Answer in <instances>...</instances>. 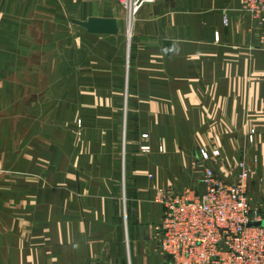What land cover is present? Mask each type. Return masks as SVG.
Returning a JSON list of instances; mask_svg holds the SVG:
<instances>
[{"label":"crops","instance_id":"crops-1","mask_svg":"<svg viewBox=\"0 0 264 264\" xmlns=\"http://www.w3.org/2000/svg\"><path fill=\"white\" fill-rule=\"evenodd\" d=\"M115 3L0 0V264H169L156 200L205 192L202 149L228 183L246 161L264 205V24L243 0H158L127 27ZM92 17L119 34L66 27Z\"/></svg>","mask_w":264,"mask_h":264},{"label":"built area","instance_id":"built-area-1","mask_svg":"<svg viewBox=\"0 0 264 264\" xmlns=\"http://www.w3.org/2000/svg\"><path fill=\"white\" fill-rule=\"evenodd\" d=\"M116 1L135 16L158 0ZM243 10L264 24V0H244ZM221 157L219 149H202L196 158L205 192L160 190L156 203L163 213L152 242L169 264H264V205L250 196L252 170L240 161L235 182H225L208 165L218 164Z\"/></svg>","mask_w":264,"mask_h":264},{"label":"water","instance_id":"water-1","mask_svg":"<svg viewBox=\"0 0 264 264\" xmlns=\"http://www.w3.org/2000/svg\"><path fill=\"white\" fill-rule=\"evenodd\" d=\"M70 22L93 35L116 36L119 34V25L116 19L92 17L86 21L70 19Z\"/></svg>","mask_w":264,"mask_h":264},{"label":"rangeland","instance_id":"rangeland-1","mask_svg":"<svg viewBox=\"0 0 264 264\" xmlns=\"http://www.w3.org/2000/svg\"><path fill=\"white\" fill-rule=\"evenodd\" d=\"M111 1H116V0H111ZM117 2V1H116ZM118 3V2H117ZM243 3H244V0H243ZM115 5H117L116 3H115ZM118 8H119V11L121 12V18H125V22H126V26L128 27V25H129V27H130V25H131V27H132V24L134 23V21H135V18L137 17V15H135V16H132V18L131 17H129V12L126 10V9H124V7H122L119 3H118ZM35 10H37V9H35ZM106 14H108L107 12H102L101 10H98L97 8L96 9H91V10H89V16H94V15H106ZM66 27H68L69 29L68 30H71V31H86L85 29H83V28H81V27H79V26H77V25H75V24H72L71 22L69 23V24H67L66 25ZM77 127H78V130L77 131H75V135L77 136V138H79V137H81L82 136V134H81V125H80V122L78 123V125H77ZM146 150H149V149H146ZM160 150H161V147H160ZM147 154H150L151 153V151H145ZM161 152V151H160ZM213 168V167H212ZM214 169V168H213ZM152 235V234H151ZM153 238V235L152 236H149V240L152 242V239ZM151 244H153V243H151Z\"/></svg>","mask_w":264,"mask_h":264},{"label":"bare ground","instance_id":"bare-ground-1","mask_svg":"<svg viewBox=\"0 0 264 264\" xmlns=\"http://www.w3.org/2000/svg\"><path fill=\"white\" fill-rule=\"evenodd\" d=\"M132 16H133V15H131V16H129V17H131V18H132Z\"/></svg>","mask_w":264,"mask_h":264}]
</instances>
